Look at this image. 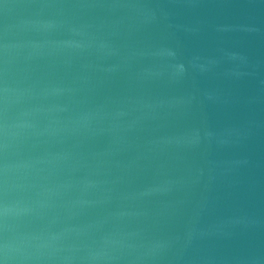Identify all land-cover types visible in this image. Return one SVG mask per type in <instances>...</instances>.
Here are the masks:
<instances>
[{
	"label": "water",
	"instance_id": "1",
	"mask_svg": "<svg viewBox=\"0 0 264 264\" xmlns=\"http://www.w3.org/2000/svg\"><path fill=\"white\" fill-rule=\"evenodd\" d=\"M0 264H264V0H0Z\"/></svg>",
	"mask_w": 264,
	"mask_h": 264
}]
</instances>
